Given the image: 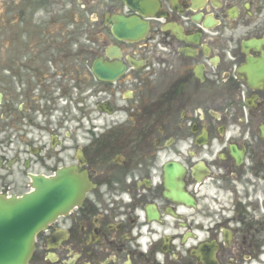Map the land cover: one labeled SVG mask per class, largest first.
<instances>
[{
	"label": "flooded vegetation",
	"instance_id": "1",
	"mask_svg": "<svg viewBox=\"0 0 264 264\" xmlns=\"http://www.w3.org/2000/svg\"><path fill=\"white\" fill-rule=\"evenodd\" d=\"M62 1L0 0V197L83 180L28 264H264V80L240 72L264 59V0H76L74 24ZM122 14L142 38L114 36Z\"/></svg>",
	"mask_w": 264,
	"mask_h": 264
},
{
	"label": "water",
	"instance_id": "2",
	"mask_svg": "<svg viewBox=\"0 0 264 264\" xmlns=\"http://www.w3.org/2000/svg\"><path fill=\"white\" fill-rule=\"evenodd\" d=\"M145 29V24L137 18L120 17L113 31L120 38L135 40ZM262 68L261 62L251 60L247 70L257 76L262 73ZM93 70L100 76L113 78L123 71V67L98 60ZM249 82L255 85L258 79L252 78ZM174 170L167 171L169 177L173 176ZM65 176V172L60 171L52 179L34 177L36 190L21 197H0V264H27L34 250L36 234L79 199L81 190L75 179L68 186Z\"/></svg>",
	"mask_w": 264,
	"mask_h": 264
},
{
	"label": "rangeland",
	"instance_id": "3",
	"mask_svg": "<svg viewBox=\"0 0 264 264\" xmlns=\"http://www.w3.org/2000/svg\"><path fill=\"white\" fill-rule=\"evenodd\" d=\"M71 2H72L71 8L73 9V14L71 15V17L68 18V23L74 24V23H77L78 20L80 19L79 15L83 11V9L78 5V2L76 0H71ZM62 3H63L62 0H55L54 8L56 10H62L63 9V6L61 5ZM64 3H66V5L70 4V2H64ZM66 8L68 9L69 6ZM87 18H88V21L86 18H83V19H85L89 23L88 26L90 27V16H87ZM92 83L93 82L89 83V85H91Z\"/></svg>",
	"mask_w": 264,
	"mask_h": 264
}]
</instances>
